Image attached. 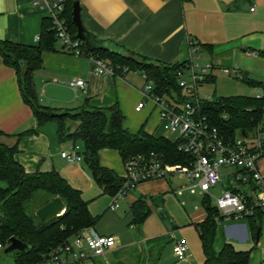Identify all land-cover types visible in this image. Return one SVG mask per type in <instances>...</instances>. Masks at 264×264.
<instances>
[{"label":"crops","instance_id":"1","mask_svg":"<svg viewBox=\"0 0 264 264\" xmlns=\"http://www.w3.org/2000/svg\"><path fill=\"white\" fill-rule=\"evenodd\" d=\"M79 1L85 27L96 43L109 49L173 64L190 59L188 40L194 39L206 45L200 44V57L203 49L207 50L215 67H239L246 76L243 80L250 85H264V0ZM49 21L48 11L35 6L32 0H0V41L37 44ZM85 49L92 51L86 44ZM144 72L129 69L115 77L100 76L89 53L77 55L67 51L57 39L54 49L42 53L35 86L46 106L64 111L86 102L103 109L117 105L130 130L137 132L143 128L150 134L166 136L154 101L149 100L140 111L136 110L147 83ZM76 77L86 81L84 88L70 86L69 81ZM205 82H217L213 71ZM69 124L72 130L77 126L73 121ZM0 130V141L16 148V160L29 173L57 170L74 179L69 167L79 168L85 162L70 163L62 157L61 152L76 143L59 138L57 121L50 120L38 127L32 107L22 97L17 70L7 65L1 54ZM29 130L32 132L23 134ZM99 155L103 166L124 178L125 160L118 150L105 148ZM182 184H189L188 179L142 182L119 200L118 208L111 207L114 194L90 200L89 209L96 217L93 227L99 234L116 236L117 245L83 263L66 264H204L198 225L207 219L208 212L204 204L186 210L181 196L187 190L182 194L175 192ZM140 199L146 203L149 214L138 225L134 223L132 206ZM257 223L252 215L219 218L215 249L220 251L226 242H231L238 249L251 250L249 264H264V214L259 227ZM178 242L188 245L187 260L174 254Z\"/></svg>","mask_w":264,"mask_h":264},{"label":"trees","instance_id":"2","mask_svg":"<svg viewBox=\"0 0 264 264\" xmlns=\"http://www.w3.org/2000/svg\"><path fill=\"white\" fill-rule=\"evenodd\" d=\"M75 1L67 0L65 13L72 33L77 36L72 14ZM57 39L52 22L49 21L37 44L22 45L0 41V54L7 65L17 70L22 97L32 107L38 127L55 120L58 122L60 139H72L81 144L85 164L104 191L115 194L124 178L100 163L99 153L102 149H116L124 160L139 153L156 151L162 153L169 164L191 162L192 155L180 151L177 143L169 137L150 134L143 128L137 132L127 128L124 125L125 116L117 105L103 109L92 107L86 102L81 107L60 111L42 104L35 86V73L42 67L43 51L54 49ZM86 52L114 65L144 70L155 81V91L160 95L173 97L177 94L182 99L187 97L177 76L178 70L187 65V60L170 64L104 49ZM259 85L262 86V83L255 84ZM201 110L224 139L232 141L264 116V96H214L211 100H202ZM54 112L63 114L55 116ZM70 121L77 124L73 130ZM30 132L32 131L23 134ZM15 154V147L0 141V242L7 244L12 237H16L28 243L30 247L26 250L15 251V264H34L81 229L93 226L96 217L92 215L89 201L84 199L82 191L59 171L29 173L16 160ZM55 197L63 200L65 212L46 221L40 220L37 210ZM203 204L208 217L198 226L205 255L204 264H249L251 250L238 249L231 242H226L220 251L215 249L217 220L224 216L210 197H204ZM132 211L134 223L138 225L149 214L143 199L134 203ZM263 214L262 210H256L252 215L258 222L257 227Z\"/></svg>","mask_w":264,"mask_h":264},{"label":"built area","instance_id":"3","mask_svg":"<svg viewBox=\"0 0 264 264\" xmlns=\"http://www.w3.org/2000/svg\"><path fill=\"white\" fill-rule=\"evenodd\" d=\"M32 2L48 11L52 29L67 51L77 55L87 53L85 42L70 29L65 13L67 0ZM188 43L190 59L177 72L180 86L187 97L182 99L177 94L173 97L158 94L155 91V81L144 72L147 83L142 92L143 99L136 106V110L140 111L147 101H154L159 108L160 123L165 135L177 143L180 151L191 154L193 159L189 164H169L164 155L156 151L130 156L125 160L124 182L114 194L111 207L118 208L119 200L140 183L161 178L171 179L176 174L186 176L189 181V184L176 188L177 194L190 190L212 197V189L221 184L227 174V188H223L219 196H214L215 205L221 215L226 218H242L253 215L256 210L264 212V171L259 163L264 159V116L251 128L240 132L234 140L224 139L201 110L202 100H211L213 95L204 98L199 95L200 85L207 80L215 65L212 62L201 64L197 41L189 39ZM89 55L95 72L100 76L115 77L130 69L128 66L114 65L94 54ZM194 55L197 56V62ZM223 71L234 78H246L239 67H223ZM69 84L73 88H84L86 81L76 77ZM255 96H264V85L259 87V93ZM82 149V145L76 143L70 150H63L61 155L70 163L80 162L84 160ZM229 168L235 170L226 172ZM9 243L0 242V250L5 249ZM116 245V236L99 234L93 226H89L53 248L34 264L83 263L91 256L105 254ZM188 250L189 247L184 242L176 243L173 248L174 254L180 260L188 259Z\"/></svg>","mask_w":264,"mask_h":264},{"label":"rangeland","instance_id":"4","mask_svg":"<svg viewBox=\"0 0 264 264\" xmlns=\"http://www.w3.org/2000/svg\"><path fill=\"white\" fill-rule=\"evenodd\" d=\"M202 11L203 9L201 10V12ZM194 60L196 62L198 61L196 55H194ZM210 60H211L210 54L207 52V50L203 49L199 60L200 63L201 64L210 63L211 62ZM213 72L217 76V82H204L199 87V95L203 98L208 95H213V93H215V96H231V95L255 96L259 93V88L256 87L255 85H250L246 80L234 78L225 74L222 66L215 67L213 69ZM115 152H116V157H118V152L117 151ZM259 163L264 171V159H262ZM69 170L71 171V176L74 179L68 178L67 176L64 175L63 176L66 177L74 186H76L82 191V195L85 200L90 201L93 200L94 198H97L99 195L104 196L111 194L109 191L104 192L102 190L97 180L93 177L91 171L87 168L85 162H83L79 168L70 166ZM232 170H235V168H229L228 170L225 171L231 172ZM227 176H228L227 174L224 175L223 184L221 183L217 187L212 189V193L214 196H219L221 194V190L223 188H227V185H225V183L228 181ZM172 179L176 182L179 181L183 182V180H186L187 177L186 176L181 177L179 174H176V176L173 177ZM214 196L211 197V202L213 204H215L216 202ZM203 198L204 196L202 194L198 192L193 193L190 190L185 191V194L181 196L182 202L184 201L187 204L186 210L188 211L195 206L202 205ZM182 209L184 211V208ZM15 253L16 252L6 253L4 249H1L0 264H15ZM261 255L264 257V247L261 248Z\"/></svg>","mask_w":264,"mask_h":264},{"label":"water","instance_id":"5","mask_svg":"<svg viewBox=\"0 0 264 264\" xmlns=\"http://www.w3.org/2000/svg\"><path fill=\"white\" fill-rule=\"evenodd\" d=\"M73 21L74 24L77 27V37L80 38L85 42L88 48L91 50H98V49H104L108 50L117 54L126 55V53L116 50V49H109L108 47L96 43V41L93 39L91 33L87 30V28L84 25V21L81 14V3L79 0H76L73 3ZM63 112H54L53 115L60 116ZM65 212V205L63 200L60 197H55L52 200H50L47 204L40 207L36 214L37 217L42 220L46 221L51 219L54 216H59ZM259 231L257 233V239L259 240ZM30 245L26 242H23L22 240L12 237L10 239L9 245L4 249L6 253L9 252H15V251H24L27 248H29Z\"/></svg>","mask_w":264,"mask_h":264}]
</instances>
